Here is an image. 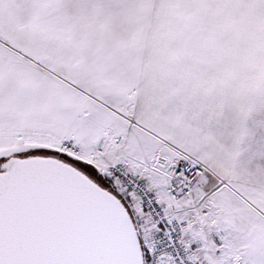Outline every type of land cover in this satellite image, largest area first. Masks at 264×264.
Here are the masks:
<instances>
[{"label":"snow or ice","instance_id":"6c2138e0","mask_svg":"<svg viewBox=\"0 0 264 264\" xmlns=\"http://www.w3.org/2000/svg\"><path fill=\"white\" fill-rule=\"evenodd\" d=\"M0 264H264V0H0Z\"/></svg>","mask_w":264,"mask_h":264}]
</instances>
